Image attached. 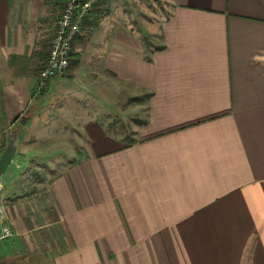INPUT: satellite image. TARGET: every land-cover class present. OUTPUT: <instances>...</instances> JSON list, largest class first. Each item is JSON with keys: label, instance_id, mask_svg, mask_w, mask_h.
Wrapping results in <instances>:
<instances>
[{"label": "crops", "instance_id": "obj_1", "mask_svg": "<svg viewBox=\"0 0 264 264\" xmlns=\"http://www.w3.org/2000/svg\"><path fill=\"white\" fill-rule=\"evenodd\" d=\"M57 1L0 0V150L19 127L21 152L24 127L48 120L52 96L67 93L57 77L33 97ZM166 1L151 60L118 17L84 31L68 77L81 80L75 98L86 97L89 51L100 61L90 73L131 97L149 93L146 122L126 143L84 108H55L72 123L63 164L52 160L61 169L41 188L53 207L28 209L43 193L21 192L28 180L7 167L0 264H264V0Z\"/></svg>", "mask_w": 264, "mask_h": 264}, {"label": "rangeland", "instance_id": "obj_2", "mask_svg": "<svg viewBox=\"0 0 264 264\" xmlns=\"http://www.w3.org/2000/svg\"><path fill=\"white\" fill-rule=\"evenodd\" d=\"M57 2L61 5L59 7L57 6L52 16L53 22H51L48 30L46 29L45 31L47 35L42 42L44 50H49L55 25L62 10V2L60 0ZM92 13L95 14L96 18L89 19L90 22L86 25L85 29L86 33L88 30H90V32L93 31L100 19L104 17H118V19L124 23V26L137 29L141 32L140 34L143 38L145 52L147 55H150L151 51L162 41L161 23L163 19L168 16L169 10L166 0H98ZM119 25L121 24L119 23ZM83 42L85 41L79 40L76 44V48H78L79 45L81 46ZM87 43L88 40L86 39L85 45ZM86 54H88V56L86 55V97L78 96L79 98H75L77 89L72 88L73 85L81 82V80L72 81L68 78L74 63H76V58L73 56L68 70L62 76L56 77L57 80L63 82V86H61L62 91L64 90L67 93L64 92L65 95H62L56 92L52 96L53 99H51V102H48L51 103L49 106L54 110L51 117H48L49 125L44 123L48 120L44 121L42 116L39 117L40 119L33 120L27 125L26 120L23 124L26 125L24 127L26 129V131L24 129V133L27 134L26 142L24 141L21 145V152L18 151L14 158L15 163H11L7 171V176L10 178L20 177L24 180H28L27 184L20 185L22 188L21 192H25L29 195L41 192V188L44 187V181L50 180L61 169L58 167L59 164L56 161L59 162L60 160L61 164H63L61 158L66 154H62L64 153L62 149H65L62 144L67 143V141L71 139V137L68 139L64 136L63 130L72 122L68 120L70 116H66V112H56L55 108L60 107L61 110H66V108L68 110H70V108H84L86 110V118L97 117L102 122L105 121L104 123L108 131L119 138H124L134 132L139 123L138 121L145 119L147 115L149 93L144 90L140 95L131 97L130 87L126 86L123 87V89H118L119 87L115 86L117 84H114L112 80H108L106 74L102 72L94 73V71L90 73V67H95L96 65V67L100 68V61L89 54V51H86ZM41 66V64L39 65V63H37L35 67L37 74ZM89 74L93 77L92 81L93 79L95 80L94 85L90 84L91 78ZM68 88H70V90ZM49 96H51V93ZM79 103L81 104L78 105ZM83 105L86 107H83ZM13 128L15 127H12V129ZM47 128H51V132L53 131L54 133H48V135L45 132V136H43L42 132L47 130ZM31 145L34 151L28 147ZM4 148L5 146L1 148L0 155ZM27 150H31L30 153H26L28 152ZM55 159L56 161L53 162L52 160ZM10 186L13 187L12 185ZM41 193H43L42 197H34L30 200L31 202H27L28 209H45V207H53V205L50 206L51 201L49 202V197L46 195L48 193L46 191Z\"/></svg>", "mask_w": 264, "mask_h": 264}, {"label": "built area", "instance_id": "obj_3", "mask_svg": "<svg viewBox=\"0 0 264 264\" xmlns=\"http://www.w3.org/2000/svg\"><path fill=\"white\" fill-rule=\"evenodd\" d=\"M97 1L62 0V10L55 25L48 56L39 69L33 97L47 92L52 80L68 70L75 46L84 33L86 20ZM3 231L10 234L7 226L3 227Z\"/></svg>", "mask_w": 264, "mask_h": 264}, {"label": "water", "instance_id": "obj_4", "mask_svg": "<svg viewBox=\"0 0 264 264\" xmlns=\"http://www.w3.org/2000/svg\"><path fill=\"white\" fill-rule=\"evenodd\" d=\"M26 120L27 116L24 115L21 117V123H25ZM18 142L19 127H15L10 132L5 148L0 155V182L7 167L13 162V159L18 152Z\"/></svg>", "mask_w": 264, "mask_h": 264}, {"label": "trees", "instance_id": "obj_5", "mask_svg": "<svg viewBox=\"0 0 264 264\" xmlns=\"http://www.w3.org/2000/svg\"><path fill=\"white\" fill-rule=\"evenodd\" d=\"M162 47H163V45H158V46L156 47V49H161ZM146 58H147L148 60H151V56H150V55H147ZM43 93H45V92H43ZM43 93H42V94H43ZM138 122H139L138 124L145 123V122H146V119L139 120ZM110 126H111V125H110ZM135 134H136V132H135V130H134V132H132L130 135H127L126 137L121 138V139H122L124 142H126V143H134V142L136 141Z\"/></svg>", "mask_w": 264, "mask_h": 264}]
</instances>
